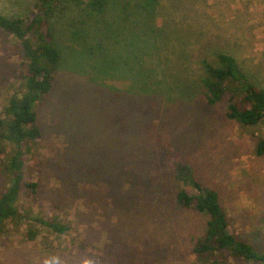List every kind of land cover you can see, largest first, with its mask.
<instances>
[{"label": "rangeland", "instance_id": "1", "mask_svg": "<svg viewBox=\"0 0 264 264\" xmlns=\"http://www.w3.org/2000/svg\"><path fill=\"white\" fill-rule=\"evenodd\" d=\"M86 1L63 0L49 18L61 59L34 105L41 137L23 155L37 189L28 219L0 235V264H210L193 252L206 216L174 207V156L218 190L230 229L264 251V155L254 152L264 126L227 119L200 82L203 61L226 52L264 88V0H109L102 16ZM35 3L0 0V13L25 18ZM25 68L0 29V117ZM8 148L0 139V163ZM7 185L0 164V193ZM51 204L63 234L39 222Z\"/></svg>", "mask_w": 264, "mask_h": 264}, {"label": "trees", "instance_id": "2", "mask_svg": "<svg viewBox=\"0 0 264 264\" xmlns=\"http://www.w3.org/2000/svg\"><path fill=\"white\" fill-rule=\"evenodd\" d=\"M62 1L37 0L34 10L25 18L0 13V29L19 42L26 60L20 90L7 100L3 107L4 115L0 117V139L7 143L10 153L0 163L8 182L0 193V235L8 233V223L26 220L32 212L30 206L35 199L37 183L25 179L24 145L28 146L41 137L34 105L52 90L57 77L61 53L55 45V33L49 18ZM155 1L145 0L142 6L147 9ZM108 2L87 0L86 5L91 15L102 16ZM98 48L102 51V46ZM203 68L204 75L200 82L207 105L224 104L225 117L237 121L241 126H264V88L249 78L231 54L220 52L217 54V64L203 61ZM254 152L264 155V135L258 138ZM171 168L174 180L180 184L174 196V207L191 209L207 218L204 234L193 249L196 257L210 264L223 262L224 255L264 263V251L256 250L250 242L230 229L218 190L203 183L193 165L178 156L173 157ZM39 222L55 234H63L70 229L62 220L60 211L52 204L49 205L48 214L39 217ZM36 235L35 229H27L28 239H35Z\"/></svg>", "mask_w": 264, "mask_h": 264}]
</instances>
